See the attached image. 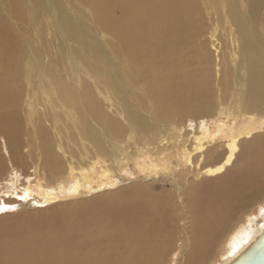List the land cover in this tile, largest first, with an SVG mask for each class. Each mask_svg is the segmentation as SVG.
Returning a JSON list of instances; mask_svg holds the SVG:
<instances>
[{
    "label": "bare ground",
    "instance_id": "obj_1",
    "mask_svg": "<svg viewBox=\"0 0 264 264\" xmlns=\"http://www.w3.org/2000/svg\"><path fill=\"white\" fill-rule=\"evenodd\" d=\"M207 5H218L215 19L230 18L220 38L205 24ZM43 11L74 76L15 32L32 30ZM208 46L218 52L217 73ZM23 60L46 92L42 119L25 124ZM236 87L245 95L240 110L264 102V0H0V218L49 219L32 233L0 228V264H223L234 256L264 228V208L263 228L246 221L250 213L239 222L235 215L264 182V139L221 119L208 136L214 92L225 101ZM172 123V134L187 135L169 136L174 143L159 136ZM183 138L189 146L175 159L165 153ZM242 138H251L243 151ZM131 143L147 155L140 170L152 181L131 189L130 203L98 220L59 214L100 187L79 175L85 166L95 170L100 158L118 165L130 159Z\"/></svg>",
    "mask_w": 264,
    "mask_h": 264
},
{
    "label": "rangeland",
    "instance_id": "obj_2",
    "mask_svg": "<svg viewBox=\"0 0 264 264\" xmlns=\"http://www.w3.org/2000/svg\"><path fill=\"white\" fill-rule=\"evenodd\" d=\"M216 7H217V11H219L218 5H207L206 7H203L202 11H203V15L205 17V24L208 27V30L211 31L213 28H215V30H216L215 33L220 38V34L223 31V27L228 25L226 23V19L230 20V18L228 16H226V18H225L219 14L220 17L218 19H215ZM82 9L84 11H87L86 8H82ZM26 14L29 15V11L26 10ZM4 15L7 17L6 14H4ZM88 23H90V22H88ZM22 24H23V22H21L20 25H22ZM18 28H20V27H18ZM15 32H17L19 34V36L21 38L20 39L21 42L28 43V41H29L30 43H33L34 46H36L39 50H41V52L43 54H44V51H46V53L50 52L51 56L57 59V68L59 69V71L61 73L64 74V72H63V70H64L65 73H69L72 76L75 75L76 68L70 62L68 49L63 48V45H62V50L59 47L60 37L59 36L57 37L56 34L54 33V26L52 24V18L46 12H44V11L41 12V15L39 16V18H38L37 22L35 23V26L32 28V30L29 27H26V25H25V27L22 28L20 30V32L17 28L15 29ZM99 36H100V39L102 41L104 40V38L107 37L104 33H100ZM63 44H65V43H63ZM207 45L210 46V43H208ZM68 46H70V47L75 46L76 47L75 43L71 40L68 41ZM209 46L207 47V49H208V52L211 54V58H212V63L210 64V66L213 67L214 72L217 73L218 69H217L216 64L218 63V61H216V58H217L216 55L218 52H217V50L214 49V47H209ZM15 58H16V54H13L11 56V61L14 62L13 60H15ZM49 64L53 67L56 66V62H51V63L49 62ZM80 68L84 69L83 67H80ZM31 73L32 74L28 75L27 70L24 69V60H23L22 67H21V73H20V82H21L22 86L24 87V89H23L25 91L24 98L27 100L25 102V104L21 105L23 107L20 111V117L22 119L23 124H25L30 118L37 119V120H39L40 118L42 119V115H43V111H44V109H43L44 108V102H42L43 100H40V97L45 96L46 92L38 89L40 83L36 78H33L34 73L33 72H31ZM215 73H214L213 85H214L215 90H216V85H217L216 79L218 76L216 77ZM32 91L36 92L35 97L32 96ZM217 93H219V92H217V91L214 92L215 105L213 108V112L211 114L212 116L209 118L210 132H209L208 136L209 135L213 136L215 129H216L217 120L221 119L226 123L231 121V120H235V123L233 124V126L231 128V131H233V132H235L239 128H241L244 131L245 130L247 131L248 129H252V132H253L252 136L253 137L254 136H258V137L262 136V138L264 139V102L259 104L255 108H250V109L249 108H242V110H240L237 103L240 100L239 97H242L245 95L240 94L238 87L235 88L234 94H232L233 90L231 92L229 91L228 98L225 101L224 100L221 101L220 99H219L220 100L219 101ZM230 100L231 101L233 100V102H232L233 105L229 104L228 101H230ZM30 101H32V102H30ZM27 104H29V105H27ZM63 119L64 118L62 117L60 120L61 123H58V125L62 129H65ZM193 123H194L193 125H195L196 122H193ZM47 124H48V122H46V125ZM28 125H29V123H28ZM174 126L175 125L173 123L165 126L166 129L159 136H166L169 141H172L170 143H174L173 142L174 140L170 139L169 136H178V135L179 136H187V135H184L182 132L180 134L179 133L178 134H176V133L172 134V132L176 128ZM52 133L55 134L56 130L54 129L52 131ZM245 135L246 134H244V136ZM188 136H190V135H188ZM51 137L53 140L54 147H56V144L58 142L56 141L54 136H51ZM187 138H183V139H185L184 143L179 145L178 147L175 146V148L174 147L171 148L169 146L168 150L165 151V153L166 154L171 153L175 159V157L177 156V153L181 151L183 146L188 145L190 143V141H189L190 139L186 141ZM250 139L251 138H242L243 144L241 145V151H243L244 149H246L248 147L247 142ZM129 147H130L129 149H131L130 159L122 160L124 162L126 161L127 164L121 161V163L119 162L118 165L117 164L113 165L107 159L105 161V159H102V158H100V159L94 158V160H92V163H94V161L96 159H99L98 164L95 165V168H96L95 170L91 171V169H89L88 166H85V170L80 171L79 175L83 176L84 180H86L87 177L94 178L92 180L91 185L95 186L94 184L99 182V183H101L100 187L96 186L93 189H91L90 191L80 194L75 199H70V201L72 200L71 201L72 205L71 204L67 205V210L61 211V212H59V214L65 215V214L74 213V214H76V216H78L80 218L98 220L100 217L104 216L106 214V211H109V209L112 211L115 207L119 208L120 206H123V205L126 206L128 203H130V201H128V200L131 199L130 198L131 196H129L131 191L135 188V186H140L143 184L145 185V183L147 185V182L152 181V174L146 173V172H143L140 170V164L143 161L148 160L147 155H145V154L142 155L141 153H137L132 143ZM25 148H27V146H25ZM59 152H61V151L59 150ZM260 152L264 156V147L262 148V150H260ZM216 154L217 153L212 154V155H208L207 156L208 158L206 157L205 160L208 159L206 161L211 162L212 161L211 159H213V157L216 156ZM209 158H211V159H209ZM122 164H123V167L120 170V167ZM109 166H111L113 169ZM105 167H108L109 171L103 170V168H105ZM29 172H31V171H29ZM92 172H94L93 177H91ZM67 173H68V170H67ZM162 174L163 173H160V175H162ZM113 176H114V178H111ZM13 177H14L13 173L8 174L7 177H3V179L6 178L3 182L11 180V179H13ZM142 178H144V179H142ZM164 183H165L166 187L169 186L168 182L165 181ZM33 187L35 188L33 190V193L39 192V190H36L37 189L36 187H38L37 185H33ZM255 187L258 190V194H257L258 196L251 199V201L249 200L246 203H244L242 205L243 206L242 208L236 210L235 215L238 217L237 221L239 222L242 219V216L244 215V213H250L248 215V217L246 218V221L248 219H253L254 220L253 223L255 225H260L261 228H263V223H262L263 219L260 216V211L262 208H264V205H263L264 204V182L257 184ZM0 196H1V193H0ZM125 197H127V198H125ZM112 201H114V202L116 201L115 204L116 205L119 204V206H116L114 203L112 204ZM67 203H70V202L67 201ZM42 207H45V206H42ZM64 215H63V217H64ZM47 216H48L47 214L30 215V214L23 213V214L16 215V217L13 218V220L10 222H9L8 218H0V228H5L3 230H6L7 232L8 231H10V232L20 231V232H26V233L31 232L32 233V231L37 230L39 227L43 226L44 221L46 222L47 220H49L47 218ZM36 224H37V226H36ZM52 230H53V226L51 225V228H48L47 232H52Z\"/></svg>",
    "mask_w": 264,
    "mask_h": 264
},
{
    "label": "water",
    "instance_id": "obj_3",
    "mask_svg": "<svg viewBox=\"0 0 264 264\" xmlns=\"http://www.w3.org/2000/svg\"><path fill=\"white\" fill-rule=\"evenodd\" d=\"M223 264H264V228Z\"/></svg>",
    "mask_w": 264,
    "mask_h": 264
}]
</instances>
